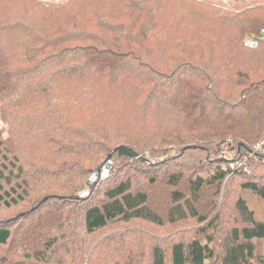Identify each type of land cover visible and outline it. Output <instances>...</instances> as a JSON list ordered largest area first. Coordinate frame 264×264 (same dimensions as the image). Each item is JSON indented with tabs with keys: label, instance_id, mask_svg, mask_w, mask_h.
Here are the masks:
<instances>
[{
	"label": "trees",
	"instance_id": "16d2710c",
	"mask_svg": "<svg viewBox=\"0 0 264 264\" xmlns=\"http://www.w3.org/2000/svg\"><path fill=\"white\" fill-rule=\"evenodd\" d=\"M263 135L264 2L0 0V264H264Z\"/></svg>",
	"mask_w": 264,
	"mask_h": 264
},
{
	"label": "built area",
	"instance_id": "2783aa9c",
	"mask_svg": "<svg viewBox=\"0 0 264 264\" xmlns=\"http://www.w3.org/2000/svg\"><path fill=\"white\" fill-rule=\"evenodd\" d=\"M50 1H58V0H50ZM248 45L250 47H256L257 46V41L249 40L248 41ZM263 150H264V135L255 144V146L253 147L252 151L253 152H261ZM111 164H112L111 160H106L105 163L101 166V168L95 169L94 171H92V173L90 174V176L88 177V179L86 181V185L88 186L91 183L94 184L95 182H97L100 179L107 178L108 175H109ZM230 167H231V169H233L234 167L243 168L244 171H248L249 170V166L247 165L246 156H242L241 159H239L238 161H236L233 164H231ZM87 194H88L87 190L81 192V196H85Z\"/></svg>",
	"mask_w": 264,
	"mask_h": 264
},
{
	"label": "rangeland",
	"instance_id": "374dc122",
	"mask_svg": "<svg viewBox=\"0 0 264 264\" xmlns=\"http://www.w3.org/2000/svg\"><path fill=\"white\" fill-rule=\"evenodd\" d=\"M42 1H47V0H42ZM220 1H222V3L223 4H226L227 2L229 3V1L230 0H220ZM231 1H235V0H231ZM238 2H241V3H245V2H258V3H262V2H264V0H237ZM215 2L216 3H219V0H215ZM219 6V5H218ZM230 6V5H229ZM10 39H11V41H17V38H16V36L14 35V36H11L10 37ZM185 160H187V159H185ZM188 161V160H187ZM187 161H186V163H187ZM178 162V161H177ZM188 162H190V163H193V160H190V161H188ZM184 163V162H183ZM185 164V163H184ZM188 164V163H187ZM186 165V164H185ZM153 203H155V204H158V202L157 201H154ZM133 225H137V226H142V225H144V223H141V222H134L133 223ZM144 226H148L147 227V229H152V231L154 232V233H156V234H160V235H163L164 234V236L161 238V240H163V239H168V238H170V237H173L174 236V234L175 233H185L187 230H189V229H185V228H183L182 226H180V227H176L175 229H166V230H164L163 232H158V231H156L157 229H158V227L156 226V225H150V224H146V225H144Z\"/></svg>",
	"mask_w": 264,
	"mask_h": 264
},
{
	"label": "water",
	"instance_id": "95a60500",
	"mask_svg": "<svg viewBox=\"0 0 264 264\" xmlns=\"http://www.w3.org/2000/svg\"><path fill=\"white\" fill-rule=\"evenodd\" d=\"M48 197H49V196L44 197L42 201L46 200ZM37 206H38V205H37Z\"/></svg>",
	"mask_w": 264,
	"mask_h": 264
}]
</instances>
